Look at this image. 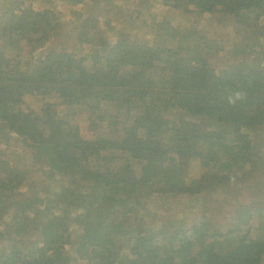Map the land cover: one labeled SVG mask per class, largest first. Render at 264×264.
I'll return each mask as SVG.
<instances>
[{
	"label": "trees",
	"instance_id": "1",
	"mask_svg": "<svg viewBox=\"0 0 264 264\" xmlns=\"http://www.w3.org/2000/svg\"><path fill=\"white\" fill-rule=\"evenodd\" d=\"M54 1L0 0V264H264V69L244 56L264 36V0H157L226 19L212 36L161 19L151 43H108L123 12L106 4L87 16L100 48L80 51L61 42ZM142 2L138 20L155 1ZM35 173L58 213L40 209Z\"/></svg>",
	"mask_w": 264,
	"mask_h": 264
},
{
	"label": "rangeland",
	"instance_id": "2",
	"mask_svg": "<svg viewBox=\"0 0 264 264\" xmlns=\"http://www.w3.org/2000/svg\"><path fill=\"white\" fill-rule=\"evenodd\" d=\"M79 1L80 0L72 1V5L76 7V9L73 11L68 10L69 5H71L70 3L71 0H55L54 1L55 6L59 8V12H60L59 21L63 23L61 24L62 28L59 32L60 40L62 43H66L65 47L67 49H76L77 51L84 49L88 44L90 45V47L93 45L94 46L96 45V48H100L96 44L97 43L95 40L96 38L92 36L93 30L91 28V25H89V23L87 22V16L93 17L96 20H100V16L105 12L104 6L106 4L109 5L108 8L111 10L114 6H116V7H120L123 12V17L121 19L116 18V19L110 20L111 21L109 22L110 24L104 27L102 37L107 39L106 41L108 43H112V42H115L116 40H120V36H125V34L127 33H130L131 36L138 42L141 41L142 43L143 42L151 43L154 37L156 39L158 38L157 32H158L159 22L161 21V19H166L169 22L168 24L167 21L164 20V29H167L169 31L174 28H178L179 30H185V29L193 30V31L195 30L199 32L207 31V34L212 36L214 34L212 30L214 26H223L222 22L223 20L226 19L225 17H219L218 15H214V16L204 15L203 18H199L196 16L189 15L183 9L170 12V10L164 8L161 4H158L156 2L157 0H152V1H155L154 5L152 6L147 5L145 8H143L141 11V14L144 16V18L142 20H138L137 12L138 10L142 8V6H140L139 4H142L143 0H93V2L89 4L86 3L87 4L86 6H83L82 3H79ZM103 2H106V3L103 4ZM33 5H36V4H33ZM42 9L43 8H41L40 6L39 7L33 6V11L37 14H40L42 12ZM124 10L125 12L129 11V13L125 14ZM221 14L225 16L227 15L224 12H222ZM147 20L149 21L151 20V23H152L151 27L145 25ZM227 20L229 21L231 20V24L228 25V28L232 30V32H235L232 26V22H233L232 18H229L227 15ZM154 21H158V23L154 24L153 23ZM103 24L104 22L101 23V26H103ZM162 26L163 24L161 23L160 27ZM236 35L247 37L246 33L244 32L241 33L240 31H238ZM69 36L72 38V40L68 39ZM252 36L254 37L250 39V44L252 43L254 47L252 48L251 51H248L246 54H244V56L246 57L245 63H247L251 67L254 66L262 70L264 69V36L256 35V32ZM211 65H216V63L211 64ZM221 67L222 65L219 64V68ZM68 111H70V113H68V118H69V123L71 125L78 124L79 121L82 120L81 118L82 113L80 110H77V111L68 110ZM72 112H75V114L73 115ZM3 137H5V135L3 133L2 128H0V139H2ZM175 139L177 138L171 137L169 140L173 142V141H176ZM18 147L22 148L21 146H18ZM15 148L16 147H13L11 149L15 150ZM17 152L20 153L19 150ZM29 180L31 181L29 187H32V190L38 193L41 191L45 193L42 196V198L44 197V201L41 203L40 209H44L48 207V208H51V211L54 214L58 213L60 210L55 208L52 203V200H54V196L51 195L52 193L51 191H47L49 188L44 187L43 179L39 178V174L35 173L33 177L32 176L29 177ZM59 184H57V186H59ZM26 190L27 188L24 189V192H26ZM223 193L224 195H226V194H229L230 191L226 192V189H225ZM214 197L216 201L213 200V208L215 209L216 207L220 206L221 200L217 199L218 198L217 193H214ZM229 199L230 197L227 196L225 199V202H227ZM256 199H257L256 202H259V200L261 199V196L256 195ZM198 204H199V207H197L196 209L194 208L190 209L192 218L198 212L200 208V204L202 205V203L200 202ZM4 205H5L4 203L0 205V211L2 210ZM37 207L38 206L35 205L36 209ZM228 211L229 212L228 213L226 212V214L230 216V219L227 222L231 221L234 215L233 213L234 210L232 211L228 210ZM213 212L214 211L211 210V213ZM66 214L68 216L70 215V219H74V216H76L79 219H81L82 222L84 221L93 222V219L95 216V214L93 213H89V215H87V213H85L84 210L75 212L70 208L67 210ZM2 215L5 216L6 213ZM224 215H225V210L219 214V217L222 218ZM47 217H48V213L44 214V216L40 219L41 222H44ZM6 219L7 220L9 219L8 214H7ZM209 220L210 222H215L214 216L210 217ZM171 223L177 226V220L173 216L171 217ZM41 229L42 228L39 224L36 232H40ZM249 234H251L250 235L251 237L253 234L252 230L249 232Z\"/></svg>",
	"mask_w": 264,
	"mask_h": 264
},
{
	"label": "clouds",
	"instance_id": "3",
	"mask_svg": "<svg viewBox=\"0 0 264 264\" xmlns=\"http://www.w3.org/2000/svg\"><path fill=\"white\" fill-rule=\"evenodd\" d=\"M177 226L173 225L172 223H168V219H163L162 229H175Z\"/></svg>",
	"mask_w": 264,
	"mask_h": 264
}]
</instances>
